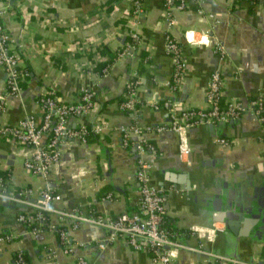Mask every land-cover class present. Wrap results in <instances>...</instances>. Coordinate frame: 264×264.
<instances>
[{
	"label": "crops",
	"instance_id": "0c3cea01",
	"mask_svg": "<svg viewBox=\"0 0 264 264\" xmlns=\"http://www.w3.org/2000/svg\"><path fill=\"white\" fill-rule=\"evenodd\" d=\"M185 3L183 11L172 12L169 25L163 0H143L139 18L131 17L129 0H0L11 49L20 58L22 72L27 69L21 94L7 98L1 122L14 126L26 117L40 121L47 97L61 105H74L81 90L90 88L91 109L81 117L68 118L67 124L71 129L100 123L108 127L100 135L91 134L94 139L85 143L61 139L59 160L46 177L24 168L32 153L29 147L0 138V172L7 175L6 193L28 192L25 203L0 201V236L10 238L0 244V264H14L17 252L27 258V264H76L78 257L88 264H157L149 254L134 252L121 240L99 249L105 232L93 225L81 223L72 230L71 222H60L57 215L50 214L46 229L33 233L17 217L33 212L46 189L59 195L60 200L51 204L58 212L77 210L85 218H116L135 212L138 155L122 147L120 129L167 123L165 104L175 110L205 108L214 72L223 80V104L260 98L264 105V1ZM207 14L213 18L205 17ZM132 33L139 37L135 48L116 58L106 74L99 76L95 64L106 62L108 56L96 54L91 62L84 54L99 46L111 52L124 50ZM167 37L178 44L187 64L173 88ZM216 44L223 52L216 50ZM142 56L144 74L136 90L139 107L135 113L123 112L118 99L131 74L138 71ZM4 82L0 68V98L5 97ZM154 102L159 104L157 110L151 105ZM217 138L224 139L227 146L216 144ZM143 139L154 147V152L144 155L151 166L150 184L166 196L164 220L177 243L191 248L202 244L217 255L264 263V223L257 226L247 215L241 221L238 210L239 205L261 210L264 219L263 124L244 114L221 126H196L180 134L144 133ZM135 140L131 135V141ZM183 149L189 155L180 160ZM105 189L109 191L105 193ZM217 198L225 212H213L211 204ZM228 221L233 222L234 232ZM58 225L65 226L73 253L60 242ZM213 226L218 231L209 241ZM203 263V256L178 248L170 264Z\"/></svg>",
	"mask_w": 264,
	"mask_h": 264
},
{
	"label": "built area",
	"instance_id": "2783aa9c",
	"mask_svg": "<svg viewBox=\"0 0 264 264\" xmlns=\"http://www.w3.org/2000/svg\"><path fill=\"white\" fill-rule=\"evenodd\" d=\"M143 0H129L131 5V17L139 18L142 14ZM230 2H253L264 0H225ZM165 17L169 25L171 14L174 10L183 11L186 8L185 0H163ZM202 15V12L200 13ZM204 15V14H203ZM205 17L212 19L211 14ZM132 45H128L121 53L117 54V59L131 53L138 43L139 37L136 33L130 34ZM216 50L223 52L219 44L215 45ZM166 53L173 62V73L171 87L180 83L182 75L186 70V60L178 44L171 38H166ZM0 68L5 77V97L0 98V117L7 112V98H18L22 88L20 86L23 78L20 58L11 49V42L6 33L0 13ZM107 69L103 71L105 75ZM140 75L135 70L125 85L123 98L125 101L119 105L121 111L135 113L136 90L140 84ZM223 101V80L217 72H214L209 79L206 93L207 106L203 109L188 108L175 110L168 107L169 121L155 127L139 128L137 125L131 128H121L122 147L125 150L132 149L138 155L136 161L135 178L139 184V201L136 211L133 213H123L116 218L103 216L83 217L77 210L72 212H58L53 210L51 204L60 200L59 195L46 189L40 193V199L35 204V209L31 213H21L17 221L23 225L32 226L31 232L35 233L42 229V226L48 221L45 214H55L59 221H69L72 223V230H76L78 225L86 223L102 229L105 234L102 240L98 242L97 247L104 249L108 244L118 240L123 241L132 251L147 253L157 264H170L173 254L178 248H184L188 252L195 253L205 258L203 264H259L257 262H242L217 255L203 248L202 244L191 248L179 245L176 241L174 232L165 225V203L166 196L161 189H157L150 184V164L145 160L146 152H154V147L143 139L144 133H160L172 131L180 134L183 130L196 126H221L231 121H235L244 114H250L258 119L264 126V105L260 98L249 100L246 103ZM155 110L159 108L158 102L151 104ZM92 107V93L90 88H83L79 102L74 105H61L53 97L46 98L42 103V118L37 121L34 117H26L18 124L11 126L3 124L0 120V138L14 145L29 147L32 150L31 156L24 162V168L33 175L46 177L50 169L58 162L60 154L57 149L58 143L63 138L77 140L85 143L87 137L100 135L108 129L105 123L86 127L80 126L71 129L67 124L70 117H81L85 115ZM131 135L136 136L135 141H131ZM216 144L227 146L224 139L217 138ZM189 155L187 149H183L179 154V159L183 160ZM7 181V180H6ZM6 181L0 177V198H5L4 194ZM20 203H25L27 191H19ZM9 199H13L10 197ZM14 200V199H13ZM52 229L53 227L50 226ZM218 231L215 226L210 230L212 237ZM60 242L65 246L68 253H73V248L68 244L67 232H59ZM10 241L7 236H0V244H6ZM14 264H26L24 255L17 252L14 255ZM76 264H88L84 258L78 257ZM264 264V263H262Z\"/></svg>",
	"mask_w": 264,
	"mask_h": 264
},
{
	"label": "trees",
	"instance_id": "16d2710c",
	"mask_svg": "<svg viewBox=\"0 0 264 264\" xmlns=\"http://www.w3.org/2000/svg\"><path fill=\"white\" fill-rule=\"evenodd\" d=\"M255 2V1H254ZM132 44H134L133 43V41H132V39L131 38H127L126 39V42H125V45L124 46H128V45H132ZM123 50H119L118 52H111L108 48H106V46H99V47H97L96 48V50L94 51V52H88V53H85L84 55L87 57V59H89V61H91V62H93L94 60H93V57L96 55V54H99V55H106V56H108V60L106 61V62H104V63H97V64H95V68H94V71L99 75V76H103V71L104 70H106V69H108L110 66H111V64L114 62V60L117 58V54H119V53H121ZM117 53V54H116ZM143 60H144V56H142V60L140 61V63H139V68H138V74L139 75H142V74H144V70H143ZM27 71V69L25 68L24 70H23V73L24 72H26ZM20 86H21V88L23 87L22 86V82H21V84H20ZM47 98H51V97H47ZM125 101V99L123 98V96L120 98V99H118V102H119V105L121 104V103H123ZM136 111H137V109H138V107H139V105L137 104L136 106ZM94 139V137L92 136V135H90V136H88L87 137V140L88 141H92ZM149 144H151V142H148ZM152 145V144H151ZM0 177H2L5 181L7 180V175L5 174V173H1L0 172ZM107 191H109V189H105V193L107 192ZM19 192V191H18ZM49 216H50V214H45V218L47 219V221H49ZM64 223V222H63ZM63 223H61V224H63ZM46 224L47 223H45V225L44 226H42V229H46ZM61 224H59V225H61ZM56 226V229H57V231H64L65 230V226L63 225V226ZM165 225H166V223H165ZM25 227H26V229L27 230H31L32 229V226H27V225H24ZM59 232H58V236H59ZM263 254V257H264V250H263V252H262ZM24 260H25V262H26V264H27V258L26 257H24Z\"/></svg>",
	"mask_w": 264,
	"mask_h": 264
},
{
	"label": "water",
	"instance_id": "95a60500",
	"mask_svg": "<svg viewBox=\"0 0 264 264\" xmlns=\"http://www.w3.org/2000/svg\"><path fill=\"white\" fill-rule=\"evenodd\" d=\"M4 197L5 198H0V201H2V202H8L10 197H12L15 200L19 199V196L17 194L11 196L10 194L5 193L4 194ZM212 203L213 204H211V206L213 207V209H212L213 212H217V213L225 212L224 207H222V203H221L220 198L215 199V201H213ZM226 210H229V208L226 209ZM238 210H239V213H240V216H239L240 218L239 219L241 221L243 220L244 215H247L251 219L257 221V222H255V224L257 226H259L260 224L264 223V219L262 217L261 210H257V209H254V208H245L244 209L243 208V205L242 206L239 205L238 206ZM232 223L233 222H230V221L227 222L230 230L234 232V230L232 228ZM234 224H236V223L234 222Z\"/></svg>",
	"mask_w": 264,
	"mask_h": 264
}]
</instances>
